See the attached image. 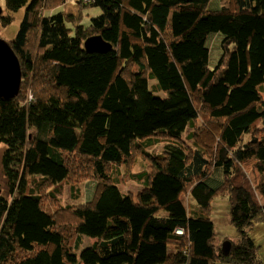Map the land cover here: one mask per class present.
<instances>
[{
	"label": "trees",
	"instance_id": "trees-1",
	"mask_svg": "<svg viewBox=\"0 0 264 264\" xmlns=\"http://www.w3.org/2000/svg\"><path fill=\"white\" fill-rule=\"evenodd\" d=\"M70 1L100 12L71 27L53 12ZM22 6L7 41L21 83L0 99V264H260L264 0H6L0 23ZM93 35L111 48L88 52ZM217 194L234 243L214 242Z\"/></svg>",
	"mask_w": 264,
	"mask_h": 264
},
{
	"label": "rangeland",
	"instance_id": "rangeland-1",
	"mask_svg": "<svg viewBox=\"0 0 264 264\" xmlns=\"http://www.w3.org/2000/svg\"><path fill=\"white\" fill-rule=\"evenodd\" d=\"M25 7H20L17 11L12 13V19L11 21L6 24L2 25L0 23V38L5 41H10L14 38V36L17 33V30L19 28L21 19L23 17V14L25 12ZM0 9L1 12L6 15V0H0ZM68 9V10H67ZM72 9V10H69ZM59 10H67L69 13H72L75 16V19H67L66 24L73 27L76 24H83L87 25L89 23V20L92 16L97 15L100 10L98 8H89V7H78L77 2L70 1L65 6H61L60 8L54 10L53 12H57ZM218 37V36H217ZM220 38V37H219ZM218 54H220V51H218ZM214 58L210 61L209 65L213 66L214 64ZM6 146L4 143L0 142V189L2 192L7 195L8 193V186L6 183V178L4 176L3 172V166H2V158L3 153ZM137 161V162H136ZM135 165L133 167V170L141 171V168L143 166L142 164V158L139 157L136 159ZM93 185V182H90ZM91 184L85 185L83 187V194L88 198L86 200H89L92 197L91 189L93 188ZM139 186L136 185V182L132 179L127 180L124 184L120 185V188L123 192L131 191L133 194H135L138 191ZM64 204L73 203L74 201L71 200L70 194H69V187L66 185L64 187V193L62 196ZM83 199L84 197L80 198L79 201ZM186 197H183V200H185ZM211 210H210V218L214 225V232H215V244H222L223 242H229L234 243L237 240V231L230 220V204L228 201V197L226 195H219L217 194L214 198H212L210 202ZM250 236L254 240L256 244V254L257 258L261 261L260 264H264V224L261 223L253 230L250 231ZM93 239H84L83 242L80 244V250L77 251V255L80 254L81 249L89 245Z\"/></svg>",
	"mask_w": 264,
	"mask_h": 264
},
{
	"label": "water",
	"instance_id": "water-1",
	"mask_svg": "<svg viewBox=\"0 0 264 264\" xmlns=\"http://www.w3.org/2000/svg\"><path fill=\"white\" fill-rule=\"evenodd\" d=\"M84 48L88 52H105L111 47L100 35H93L84 41ZM20 83L19 60L7 41L0 38V99L17 96Z\"/></svg>",
	"mask_w": 264,
	"mask_h": 264
},
{
	"label": "crops",
	"instance_id": "crops-1",
	"mask_svg": "<svg viewBox=\"0 0 264 264\" xmlns=\"http://www.w3.org/2000/svg\"><path fill=\"white\" fill-rule=\"evenodd\" d=\"M1 13H2V12H0V14H1ZM90 184L92 185V183H88L87 185H90ZM92 186H93V185H92Z\"/></svg>",
	"mask_w": 264,
	"mask_h": 264
}]
</instances>
